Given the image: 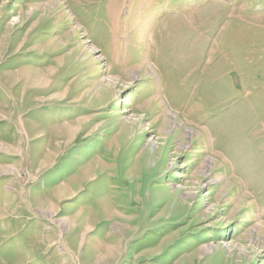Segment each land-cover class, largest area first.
Segmentation results:
<instances>
[{"label":"rangeland","instance_id":"1","mask_svg":"<svg viewBox=\"0 0 264 264\" xmlns=\"http://www.w3.org/2000/svg\"><path fill=\"white\" fill-rule=\"evenodd\" d=\"M0 264H264V0H0Z\"/></svg>","mask_w":264,"mask_h":264},{"label":"bare ground","instance_id":"2","mask_svg":"<svg viewBox=\"0 0 264 264\" xmlns=\"http://www.w3.org/2000/svg\"><path fill=\"white\" fill-rule=\"evenodd\" d=\"M79 32V31H78ZM81 47V46H80ZM157 100V99H156ZM206 250V249H205Z\"/></svg>","mask_w":264,"mask_h":264}]
</instances>
